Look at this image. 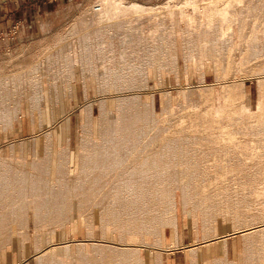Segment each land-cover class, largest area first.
I'll return each mask as SVG.
<instances>
[{
	"label": "bare ground",
	"instance_id": "6f19581e",
	"mask_svg": "<svg viewBox=\"0 0 264 264\" xmlns=\"http://www.w3.org/2000/svg\"><path fill=\"white\" fill-rule=\"evenodd\" d=\"M137 4L95 0L54 31L39 59L15 60L27 46L2 59L0 134L21 121L24 102L34 140L30 163L11 143L0 154V258L19 240L22 264L29 251L34 264H147L142 249L151 252L150 264H164L163 253L177 248L179 202L191 242L200 225L203 245L216 243L205 258L201 243L188 245L186 264H264V0ZM179 51L183 71L192 68L200 84L178 87L175 106L161 79L180 77ZM206 72L223 94L219 114ZM248 79L258 85L252 107ZM77 83L85 101L74 159L67 135L54 146L53 129L68 117L56 116L61 94L72 98ZM227 220L231 234L220 236L218 224ZM76 221L85 238L74 250L55 243ZM167 228L174 238L168 250ZM236 234L239 261L229 259L226 240Z\"/></svg>",
	"mask_w": 264,
	"mask_h": 264
},
{
	"label": "rangeland",
	"instance_id": "374dc122",
	"mask_svg": "<svg viewBox=\"0 0 264 264\" xmlns=\"http://www.w3.org/2000/svg\"><path fill=\"white\" fill-rule=\"evenodd\" d=\"M31 1L35 2L36 0H31ZM45 1H43L45 2V5L42 6L44 10L40 9L38 11L39 13H41V15H38L37 17H35L31 25L25 28V30L22 29V33H20L19 31L20 30L19 28L21 26L16 25V24H14V26H12L6 32H0V62H1L0 63V74L2 73L1 71H3L2 70L3 69L2 59L7 58L8 54H14L15 51L21 49L23 46H27V47L24 51H20L19 54H17L15 58L17 62H22L26 64L30 60L35 61L39 59L42 56L41 52L43 50V46L45 42L46 43L49 42L53 34H55L54 31L57 30L56 32L61 33L60 32L61 30L59 31V29L63 28L64 30H66L69 27L68 25L69 22L72 23V21H74L78 17L79 12L82 11L88 4L93 6L95 0H61V2L58 0L56 1L55 0H45ZM124 1L135 3V4L139 2L137 5H141L144 7L146 6L155 7V5L156 7L158 6L160 7L163 2L170 1V0H124ZM11 2L12 0H0V6L8 5L9 3L11 4ZM39 22L41 23L40 25L38 24ZM66 25L68 27H66ZM176 29H177L178 37H179V26H177ZM178 44H180L179 38H178ZM40 46H41V49H39ZM178 56H179V65H180V70H179L180 79L178 78V80H176L174 75H162V79H161L162 87L164 89H167L170 92L171 103L174 104L175 106L177 103V91H178L177 88L178 87H182V88L191 87L192 88V87H197L200 84L198 74L192 68H188L187 72L183 71L180 51L178 52ZM155 73L156 72L153 70L154 75L150 77V81H149V84L151 86H154L156 84L157 77L155 76L156 75ZM203 81L205 85H209V84L213 85V88L215 91L214 92V105H215L214 110L216 114H219L222 111V106H223L222 91L221 89H219L220 87H217L219 85L215 84V79L211 72H206L204 74ZM245 83H246L245 90H246V95H247L245 101H246L247 106L252 107V104L256 101L258 97L257 81L256 79H248L245 81ZM60 90L62 91L61 86H60ZM81 91H82L81 85L80 83H77L75 90H74V95L72 98H69L68 95L64 96V92H63V95L61 94L62 100H61L60 106L57 109H55V110H58L59 112V113L57 112V115H56L58 117L57 119H60L62 116H65L67 114H68V117L67 119L60 121L59 124L57 123L53 129L54 130L53 131L54 146L57 148L62 146L64 137H66L67 135L70 140L72 158H74V155L76 153V147H77V142H78V128L82 123V105L84 104V101H85L83 91L82 93ZM95 98H96L95 88L93 85H89L87 88V99L91 101L92 103L94 118H96L97 112H98V106H97L98 103L96 102ZM141 99L145 103L150 102L151 101L150 93H145L144 95H142ZM153 100H154L153 101L154 110L156 111V113L159 114L161 111V99H160V94L158 92L154 93ZM46 106L45 108L47 109H44V125H45V128L47 129L48 123H49L48 102L46 103ZM25 108H26V105L23 102L22 107H21V112H22V115L20 118L21 121L18 123H15L14 129L9 130L6 133L0 134V139H1L0 140V150L2 151V152L0 151V154L1 156L8 155L9 148H8L7 143H11L12 145H14L15 154L16 155L18 154L17 156H20V154L23 152V156L25 157L26 162L30 163L32 159L31 150L33 146L32 141L34 140L33 139L34 133L31 127V122L26 114ZM180 215H181L180 206L178 202L177 204V246H176L177 248L174 249V251L168 250L172 248V242L174 238L171 233V230L167 228L165 230L163 247L164 249L168 250V252H165L162 255L163 260H165L164 264H186L188 260V253H187L186 248L188 247V245H191V243L198 244V245L199 243H201V246L198 247V250H199L198 252H200V255L202 257L205 258V257L213 256L216 252V248H215L216 243H213V245L210 244L209 246H205V244L203 245L202 240H201L200 225L197 230L193 231L192 242H191L190 237H188L189 236L188 230L185 229L186 228L185 220H183ZM229 223L230 221L227 220L226 223L224 224L222 223L218 224L220 236L231 234V231L229 229V226H230ZM74 225L70 226L68 228L69 230L67 229L65 233L58 235L54 242L55 243L70 242L71 250L73 251L74 250L73 243L78 240H83L85 238L84 230L79 224V222L77 221L74 222ZM94 238L96 240L100 239L98 232H95ZM226 240H227L229 251H230L229 259L239 261L241 258V235L236 234L233 236H228ZM112 241L116 242V238H113ZM149 241L150 239L146 238V242L149 243ZM18 242L19 240H15V243H14L15 247L13 246V250L5 252V254L1 256L0 264H22L21 253H20ZM131 243H134V242H131ZM48 246L46 247L48 248ZM89 247H90V243L86 242V249L90 250ZM47 248L44 247L43 249H47ZM141 252L147 264H150L152 260L151 252L145 249H142ZM32 256L33 254L31 253V251L27 252V255L24 257L23 262L28 263V264H34V259L37 257V255L35 254L33 256L34 259ZM240 264H242L241 261H240Z\"/></svg>",
	"mask_w": 264,
	"mask_h": 264
},
{
	"label": "crops",
	"instance_id": "0c3cea01",
	"mask_svg": "<svg viewBox=\"0 0 264 264\" xmlns=\"http://www.w3.org/2000/svg\"><path fill=\"white\" fill-rule=\"evenodd\" d=\"M43 1L45 0H36L35 2L31 0H12L11 4L0 6V32H6L16 24L21 26L19 31L22 33V29L25 30L31 25L35 17L41 15L38 11L40 9L44 10L42 6L47 2ZM58 1L61 2V0Z\"/></svg>",
	"mask_w": 264,
	"mask_h": 264
}]
</instances>
